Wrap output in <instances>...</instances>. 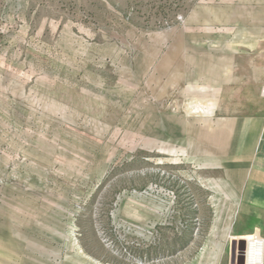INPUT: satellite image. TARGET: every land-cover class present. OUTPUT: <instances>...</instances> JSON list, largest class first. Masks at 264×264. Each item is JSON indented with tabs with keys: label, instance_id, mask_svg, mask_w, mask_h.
<instances>
[{
	"label": "rangeland",
	"instance_id": "1",
	"mask_svg": "<svg viewBox=\"0 0 264 264\" xmlns=\"http://www.w3.org/2000/svg\"><path fill=\"white\" fill-rule=\"evenodd\" d=\"M263 87L264 0H0V264H246Z\"/></svg>",
	"mask_w": 264,
	"mask_h": 264
},
{
	"label": "bare ground",
	"instance_id": "2",
	"mask_svg": "<svg viewBox=\"0 0 264 264\" xmlns=\"http://www.w3.org/2000/svg\"><path fill=\"white\" fill-rule=\"evenodd\" d=\"M245 240V250L242 252L246 264H263V241L259 236L254 235L253 237L239 238ZM241 246L244 244L243 241L239 243Z\"/></svg>",
	"mask_w": 264,
	"mask_h": 264
},
{
	"label": "crops",
	"instance_id": "3",
	"mask_svg": "<svg viewBox=\"0 0 264 264\" xmlns=\"http://www.w3.org/2000/svg\"><path fill=\"white\" fill-rule=\"evenodd\" d=\"M260 88H261V84L260 85H256V87H255L256 94H258L259 96H260V92H259ZM240 114L247 115V114H244V113H240ZM235 115H237V113H235ZM257 115H263V114H257ZM257 141H258V139H257ZM256 144H257V142H256ZM255 148H256V145H255ZM258 150L262 151V154H261L262 161L261 162L264 164V137L263 136H262V139H261V141L259 143ZM255 183H256V181H255ZM262 190H264V187H263ZM260 239L263 241V249H264V237L260 238ZM263 264H264V253H263Z\"/></svg>",
	"mask_w": 264,
	"mask_h": 264
},
{
	"label": "built area",
	"instance_id": "4",
	"mask_svg": "<svg viewBox=\"0 0 264 264\" xmlns=\"http://www.w3.org/2000/svg\"><path fill=\"white\" fill-rule=\"evenodd\" d=\"M261 95L264 97V87L261 90Z\"/></svg>",
	"mask_w": 264,
	"mask_h": 264
},
{
	"label": "water",
	"instance_id": "5",
	"mask_svg": "<svg viewBox=\"0 0 264 264\" xmlns=\"http://www.w3.org/2000/svg\"><path fill=\"white\" fill-rule=\"evenodd\" d=\"M242 246H243V245H242ZM240 260H241V263H240V264H243V259L241 258Z\"/></svg>",
	"mask_w": 264,
	"mask_h": 264
}]
</instances>
